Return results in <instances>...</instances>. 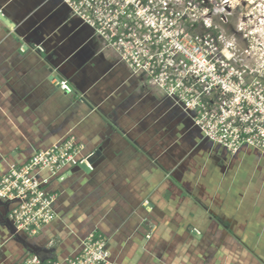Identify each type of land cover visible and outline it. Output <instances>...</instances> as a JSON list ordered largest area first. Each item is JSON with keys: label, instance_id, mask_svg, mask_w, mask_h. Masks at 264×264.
Masks as SVG:
<instances>
[{"label": "crops", "instance_id": "obj_1", "mask_svg": "<svg viewBox=\"0 0 264 264\" xmlns=\"http://www.w3.org/2000/svg\"><path fill=\"white\" fill-rule=\"evenodd\" d=\"M0 14V173L71 138L94 156L51 180L57 219L37 235L0 201V264H68L91 234L111 264H264L259 150L209 141L61 0H0Z\"/></svg>", "mask_w": 264, "mask_h": 264}, {"label": "built area", "instance_id": "obj_2", "mask_svg": "<svg viewBox=\"0 0 264 264\" xmlns=\"http://www.w3.org/2000/svg\"><path fill=\"white\" fill-rule=\"evenodd\" d=\"M245 1L61 0L134 76H145L173 99L209 141L232 154L251 147L264 155L260 5L250 14L241 12L238 27L230 31L233 11ZM58 84L69 91L67 81ZM83 151L84 146L71 138L0 173V201L16 203L9 218L18 233L37 235L57 219L59 195L49 191V185L68 166L90 168L91 156L84 157ZM109 257L106 239L91 234L68 264H111ZM23 264L43 262L32 255Z\"/></svg>", "mask_w": 264, "mask_h": 264}, {"label": "rangeland", "instance_id": "obj_3", "mask_svg": "<svg viewBox=\"0 0 264 264\" xmlns=\"http://www.w3.org/2000/svg\"><path fill=\"white\" fill-rule=\"evenodd\" d=\"M244 1V0H242ZM249 5V8H247ZM257 5H260L257 9H262V13H264V0H246L245 2L242 3L241 6L238 7V9L234 10L233 11V18L231 19V23H230V31H234L240 21H239V16H240V13L243 12V11H246V13L250 14V11L251 9H253L254 6H257ZM258 17H260L259 15H257ZM253 17L251 16L250 19H252ZM258 19V18H257ZM250 27L252 26H249L248 29H250ZM264 27V25H263Z\"/></svg>", "mask_w": 264, "mask_h": 264}, {"label": "water", "instance_id": "obj_4", "mask_svg": "<svg viewBox=\"0 0 264 264\" xmlns=\"http://www.w3.org/2000/svg\"><path fill=\"white\" fill-rule=\"evenodd\" d=\"M0 18H1L2 20H6V19H4L3 15H1V14H0ZM93 157H94V156H91L90 159L88 160V163H89L90 165H92V163H93V162H92V158H93ZM81 167H82V168H86V167L88 168V166H87L86 164L81 165Z\"/></svg>", "mask_w": 264, "mask_h": 264}]
</instances>
